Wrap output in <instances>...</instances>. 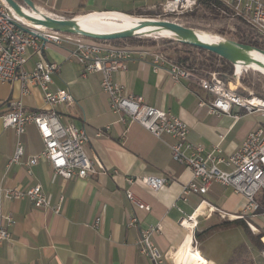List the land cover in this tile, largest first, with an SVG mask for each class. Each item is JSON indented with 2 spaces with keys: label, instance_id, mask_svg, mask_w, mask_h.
Here are the masks:
<instances>
[{
  "label": "crops",
  "instance_id": "obj_1",
  "mask_svg": "<svg viewBox=\"0 0 264 264\" xmlns=\"http://www.w3.org/2000/svg\"><path fill=\"white\" fill-rule=\"evenodd\" d=\"M30 1L44 14L68 18L102 12L134 16L140 11L160 10L167 0ZM72 50L70 43L47 44L41 53L29 48L24 69L31 70L37 60L59 65L58 72L52 74L50 88H67L74 100L72 105L58 106L62 122L84 127L88 151L104 170L95 176L67 180L41 159L30 166L28 175L25 160L43 149L34 124H28L19 138L25 151L20 164L7 168L17 138L0 119V214L13 218L11 237L0 245V264H152L139 252L137 241L140 230L157 224L162 226L161 232L151 240L164 254L161 264H181L183 251L191 243L207 264H226L241 243L221 235L231 230L218 231L221 224L233 221L221 214L230 216L243 210L245 199L218 182L203 197L192 194L186 201L180 199L182 187L192 179V173L172 159L168 147L172 139L164 136L160 141L138 123L111 112L109 97L100 87V74L82 77ZM112 80L127 93L141 95L145 103L187 123L189 141L201 144L206 152L218 143L219 134H225L219 145L228 156L253 128H264V112L248 114L233 106L231 114L212 115L208 109L212 95L201 89L195 79L174 82L167 73L154 72L149 64L137 59L129 61L125 70L114 72ZM12 99L20 100L26 111L43 106L39 86H30L24 95L18 82H0V114L10 108ZM141 176H163L167 182L153 191L139 180ZM128 178L133 181L128 182ZM35 185L41 186L50 206H59L58 213L35 208L27 197L10 199L2 191ZM127 191L148 204L150 210L132 207ZM201 201L204 202L200 204ZM196 208L201 210L197 213ZM193 212L196 226H180L179 220ZM132 217L137 218V224L131 223ZM96 219L99 221L94 227ZM213 225L217 227L211 232L194 236Z\"/></svg>",
  "mask_w": 264,
  "mask_h": 264
},
{
  "label": "built area",
  "instance_id": "obj_2",
  "mask_svg": "<svg viewBox=\"0 0 264 264\" xmlns=\"http://www.w3.org/2000/svg\"><path fill=\"white\" fill-rule=\"evenodd\" d=\"M219 12L231 19H239L264 37V3L262 0H214ZM197 5V0H167L160 6L159 16L181 15ZM70 43L73 46L72 56L80 66V75L99 73L100 87L109 97L111 112L120 114L129 122H136L155 138L169 136L168 143L172 159L191 170L192 179L181 190L180 199L187 200L189 195H205L213 183H220L232 189L233 193L245 199L243 210L234 215L221 214L222 218L242 220L254 235H260L264 244V128L257 126L246 134L240 145L232 153L224 155L219 143L225 134L218 135V143L211 151L206 152L201 144L188 139L187 123L173 114L147 103L143 96L127 93L122 85L112 80V74L125 70L131 60H140L150 65L154 72H165L174 81L195 79L198 86L212 95L208 109L212 115L231 114L233 106L243 108L245 113L264 112V98L245 99L220 81L216 73L209 77H198L185 66L166 56L158 46H112L109 44H90L73 38H64L61 32L34 27L18 17L4 0H0V82L12 84L18 82L21 94L26 95L30 86H39L42 91L43 106L37 110H24L20 100L9 102L10 108L0 114L4 127H10L16 135L13 155L7 164H20L24 156L23 146L19 140L28 124H34L43 142L39 154L25 160L26 171L30 166L43 159L49 163L54 173L64 179L86 178L95 176L104 168L101 162L88 151V136L84 127L62 122V114L57 110L61 105H72L74 100L67 88L51 90L52 74L59 70L55 62L37 60L34 67L26 71L27 50L36 53L47 44ZM242 73V72H241ZM240 73V74H241ZM239 74V75H240ZM238 75V76H239ZM234 76H237L234 69ZM257 100V102H252ZM201 104V103H200ZM236 118L238 114L234 115ZM139 180L153 191H158L166 184L163 176H141ZM128 178V182H132ZM10 199L27 197L37 209L49 208L55 213L59 206H50L40 185L21 190L18 187L3 189ZM130 205L136 209L149 211L150 206L144 203L132 191L126 192ZM204 201H201L202 204ZM210 209L214 207L208 204ZM198 208L195 209V211ZM214 210H216L214 208ZM218 211V210H216ZM219 212V211H218ZM99 219H96L94 227ZM136 217L131 223L137 224ZM13 218L0 214V245L11 237L10 227ZM179 225L193 229L196 226V214L184 216ZM160 224L140 230L137 245L139 252L146 255L152 264H161L164 254L153 242L152 236L160 233ZM264 258V248L261 250Z\"/></svg>",
  "mask_w": 264,
  "mask_h": 264
},
{
  "label": "trees",
  "instance_id": "obj_3",
  "mask_svg": "<svg viewBox=\"0 0 264 264\" xmlns=\"http://www.w3.org/2000/svg\"><path fill=\"white\" fill-rule=\"evenodd\" d=\"M18 3L21 5L23 4L21 0H16ZM217 3L214 0H200L197 2V5L194 7L193 10L189 12H184L181 15H179V18H182L186 21L193 20V19H204L205 23L207 21H212L215 25L216 28L220 30H225V34L222 36H218L217 34L207 32V31H202L200 29V33H205L208 34L209 36H216L222 39H225L226 37L228 40L232 41H237L238 43L244 44V45H249L254 48H257L259 50H264V37L258 34L256 31H254L252 28L241 22L239 19H231L228 16H225L216 7ZM153 14L154 12H136V15H141V14ZM159 13V12H158ZM130 14V13H129ZM204 16V18H203ZM166 16L165 18H167ZM178 22V21H176ZM180 23V22H179ZM182 24V23H181ZM212 24V25H214ZM191 28H196L193 25H186ZM152 35H158V36H163L166 38H169L168 36L161 34V33H155L151 32ZM170 39V38H169ZM122 45H116V43L120 42ZM107 43H112L116 46H145L146 44L143 42H139L138 38H127V39H121V40H114V41H106ZM178 42V41H177ZM179 45H181L183 48L188 49V50H193V51H199L201 52L205 57L202 60L195 61L194 59L189 58L188 56H175V58H172L171 55L167 54L165 51V48L162 46H158V48L169 58L171 57L172 60L177 62L178 64L182 65L183 67L185 66L186 69L190 70L192 73H194L198 77H209L210 73H216L218 79L222 81L225 85L228 86V79L234 75V69L235 73L237 76L242 72V71H247V70H253L257 71L254 68L250 66H244L243 64H240V71L238 72L236 69V65H232L231 63L227 62L223 58L206 51L203 49H200L198 47H195L190 44H185L178 42ZM155 46L154 44H150ZM259 72V71H257ZM260 73V72H259ZM261 74V73H260ZM233 78V77H232ZM230 223H235L240 225L242 228L243 232L245 233V236H247L249 243H241L238 246H236L233 249V252L228 259L226 264H264V261L259 262L252 254V251L256 249L257 251L259 250V253L261 255V250L264 248V244L261 241V236L260 235H254L251 233L245 222L242 220H233ZM229 223H223L220 226H227ZM217 226L213 225L207 228L206 230H203L200 233H195L194 236L198 237L199 235H204L206 233L211 232L214 230ZM262 257V256H261ZM264 259V258H263Z\"/></svg>",
  "mask_w": 264,
  "mask_h": 264
},
{
  "label": "water",
  "instance_id": "obj_4",
  "mask_svg": "<svg viewBox=\"0 0 264 264\" xmlns=\"http://www.w3.org/2000/svg\"><path fill=\"white\" fill-rule=\"evenodd\" d=\"M7 5L13 10V12L20 18L24 20H28L29 22L44 27L48 30L61 32V33H70L73 35H77L84 38H90L100 41H114L127 39L130 37H134L137 35H144L136 32L137 29L143 26H152L158 28L159 30H166L173 34L171 39L175 41L190 44L200 49L206 50L208 52L223 58L227 62L231 63L235 66L237 63H241L244 66H250L252 64H257L264 68V62L260 59L254 58L247 54V51H254L264 57V50H259L249 45H244L238 43L237 41H232L226 39V43H212L207 42L200 38V34L198 29H194L188 27L184 24H181L176 21H172L170 19H151L144 18L143 20H139L137 22V26L135 28H128L116 32H108V33H92L80 30L76 26L75 17H53L47 14L42 13L40 10L34 6L30 0H21L22 5L18 3L16 0H4ZM25 9L35 11H39V16H33L28 14ZM123 14V13H121ZM128 15V14H126ZM203 31V30H202Z\"/></svg>",
  "mask_w": 264,
  "mask_h": 264
},
{
  "label": "rangeland",
  "instance_id": "obj_5",
  "mask_svg": "<svg viewBox=\"0 0 264 264\" xmlns=\"http://www.w3.org/2000/svg\"><path fill=\"white\" fill-rule=\"evenodd\" d=\"M158 12L159 11L154 12L153 14H143L142 13L141 15H134V16L130 15V16L140 17V18H151V19H170L172 21H178L184 25H193L194 27H196L195 29L204 30V31L211 32L214 34L218 33L217 34L218 36H221V34L223 36L225 34V30L223 31V30L216 28V25L211 20L207 21V23H205L204 19H196V20L193 19V20L186 21L182 18H179V16L177 15H171L165 18L164 16H159L160 13ZM61 34L64 38L70 37L76 41L80 40V41L90 43V44H103L104 42V44H109L112 46L122 45L121 41L116 43V45H114L109 42L107 43L106 41L84 38V37H80V36L73 35L70 33H61ZM203 35H206V34L204 33ZM134 38H138L139 42L144 41L146 45L154 44L155 46L156 45L162 46L163 48H165V51L167 52V54L171 55L172 58H175L176 55L177 56H188L189 58L194 59L195 61H198V60L200 61L205 57L199 51H193V50H188V49L183 48L174 39H171V38L169 39V38H166L163 36L161 37L158 35H152L151 32L145 33L144 35L134 36ZM224 38L227 39L226 37ZM227 82H228V86L230 89H233L235 93H237L238 95H240L241 97L245 99H249L252 97L264 98V76L257 71H253V70L245 71L244 70L239 76L232 75L228 79ZM230 84L232 85V87L230 86ZM220 230H231L229 233L221 234V235H224L225 238H227L228 236H231L235 238L236 240L239 239L238 241L240 243H245V244L249 243L247 236H245V233L243 232L242 228L238 224L230 223L228 226L220 227L218 231ZM252 254L259 262L264 261L263 257H261L259 253V250L257 251L256 249H254L252 251Z\"/></svg>",
  "mask_w": 264,
  "mask_h": 264
},
{
  "label": "bare ground",
  "instance_id": "obj_6",
  "mask_svg": "<svg viewBox=\"0 0 264 264\" xmlns=\"http://www.w3.org/2000/svg\"><path fill=\"white\" fill-rule=\"evenodd\" d=\"M25 11L28 14H31L33 16H39V11H31L25 9ZM144 18L140 17H133L130 15H121V14H114V13H107V12H102V13H89L81 16H76L75 17V22L76 26L83 31L86 32H92V33H108V32H116L124 29L130 28H135L137 26V22L139 20H143ZM24 20V19H23ZM27 24L40 28L41 26L33 24L29 22L28 20H24ZM136 32L145 34L149 32H155V33H161L169 38L173 36V34L169 31L166 30H159L158 28L152 27V26H143L139 29L136 30ZM200 38L207 42H216V43H226V39H222L219 37H214L212 35H203L200 33ZM247 54L250 56L260 59L264 62V57L258 53H255L254 51H247ZM240 64L237 63L236 69L239 72L240 70ZM250 67L254 68L255 70L259 71L263 76H264V68L262 66H259L257 64H252ZM232 87V85L230 84ZM234 88V87H233ZM252 102H257V100H252ZM201 208V207H200ZM198 209L197 213L202 209ZM264 240V239H263ZM192 241V239H191ZM191 246V247H190ZM190 246H187V248L183 251V259L181 264H207L206 260L202 258V256L199 254L198 250H196L192 243Z\"/></svg>",
  "mask_w": 264,
  "mask_h": 264
}]
</instances>
